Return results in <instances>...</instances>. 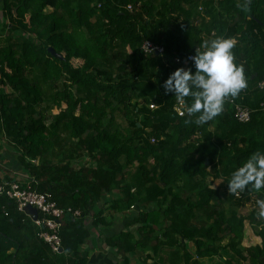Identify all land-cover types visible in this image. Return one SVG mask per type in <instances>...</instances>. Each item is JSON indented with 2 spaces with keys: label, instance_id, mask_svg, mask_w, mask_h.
Masks as SVG:
<instances>
[{
  "label": "trees",
  "instance_id": "16d2710c",
  "mask_svg": "<svg viewBox=\"0 0 264 264\" xmlns=\"http://www.w3.org/2000/svg\"><path fill=\"white\" fill-rule=\"evenodd\" d=\"M244 2L0 0V131L32 188L65 212L63 252L53 253L31 219L0 197V264H17L26 238L39 242L40 259L49 252L54 264H87L78 248L97 228L116 264H264V219L238 213L264 190L235 199L226 185L252 152L264 151V89L244 100L255 110L248 123L234 119L228 98L218 117L198 126L178 117L162 87L216 36L236 41L247 88L264 79V0L247 9ZM145 42L164 53H144ZM208 176L223 183L212 189ZM246 221L260 226V244L244 248Z\"/></svg>",
  "mask_w": 264,
  "mask_h": 264
},
{
  "label": "clouds",
  "instance_id": "9594fccd",
  "mask_svg": "<svg viewBox=\"0 0 264 264\" xmlns=\"http://www.w3.org/2000/svg\"><path fill=\"white\" fill-rule=\"evenodd\" d=\"M250 0L242 7L248 8ZM236 41L230 37L216 36L201 45L190 57L191 68H177L162 87L165 94H173L175 110L187 117L186 124L203 126L218 117L224 110L228 98H236L248 86L243 65L235 62L233 49ZM229 192L233 194L264 190V151H254L227 180ZM259 211L256 215L264 219V199L255 201Z\"/></svg>",
  "mask_w": 264,
  "mask_h": 264
},
{
  "label": "built area",
  "instance_id": "2783aa9c",
  "mask_svg": "<svg viewBox=\"0 0 264 264\" xmlns=\"http://www.w3.org/2000/svg\"><path fill=\"white\" fill-rule=\"evenodd\" d=\"M100 8V5H97ZM131 10V7H127ZM201 8H199V11ZM141 49L144 53H155L157 55H162L164 53V48L161 46L154 45L150 42H145ZM197 50H201L198 48ZM193 56V55H191ZM189 56L184 63H191ZM174 62L181 64L180 58H175ZM256 88V90L262 91L264 89V79L256 84L254 88L244 89L236 98H231L229 104L233 109L234 119L241 124H246L250 121L254 109L249 108L244 105V100L249 94ZM176 106V105H175ZM260 110H264V102L257 105ZM150 108H153L151 106ZM176 111V110H175ZM178 114V113H177ZM178 117H182L178 114ZM1 129V127H0ZM0 136L5 143V135L3 131H0ZM242 193V192H241ZM241 193L234 194V198L238 199ZM0 197H4L11 202L15 203L18 212L24 213L28 216L35 227L37 228V237L48 245L49 249L53 252H59L61 249V241L58 237V228L60 226L59 221L64 216V209L57 207L56 203L52 201V197L47 193H37L31 185V181L26 182L20 181H0ZM28 208H34L37 215H31L28 212ZM67 213H71L67 210ZM78 212H74V216H78ZM7 216V213H5Z\"/></svg>",
  "mask_w": 264,
  "mask_h": 264
},
{
  "label": "crops",
  "instance_id": "0c3cea01",
  "mask_svg": "<svg viewBox=\"0 0 264 264\" xmlns=\"http://www.w3.org/2000/svg\"><path fill=\"white\" fill-rule=\"evenodd\" d=\"M50 11L51 10L48 9V12ZM2 14L3 13L1 10V5H0V33H1V25L3 22ZM204 19H205V22L208 21V18H204ZM3 39L4 37L2 36V34H0V41ZM4 90L6 93L11 92L9 89H4ZM74 94L77 96L76 92ZM61 107L65 108V104H62ZM49 117L50 116L48 115V118ZM4 180L5 181L26 182L27 180H29V177L27 176L23 168L20 166L17 154L14 151V149L8 146L6 143H3V140L0 136V181H4ZM208 180H210V184L213 183L214 187H216V188L210 187L212 189H217L223 183L222 178L214 179L213 177L208 176L207 181ZM106 199H110V196H107ZM121 220L122 219H120L118 224L121 223ZM101 231L102 230L99 228L91 229L88 240L81 247L78 248V251L79 253L82 254V256L83 255L85 256L87 264H116L115 262L113 263L112 261V255L110 253L111 250H109L108 246L105 244ZM259 242H260V239H259ZM39 249H40L39 242L33 240V238L32 239L26 238V242L24 243V246L22 247L21 251H19L18 253L17 264H26L25 261L29 259L40 261L39 262L40 264H54L53 256H51L49 252H45L44 254L45 259L38 258L37 255H35V253H37ZM13 252H14L13 249L10 250V253H13ZM38 256H39V253H38ZM65 257L68 259L71 258L68 255H66ZM204 260H207V259H203L200 262H203Z\"/></svg>",
  "mask_w": 264,
  "mask_h": 264
},
{
  "label": "rangeland",
  "instance_id": "374dc122",
  "mask_svg": "<svg viewBox=\"0 0 264 264\" xmlns=\"http://www.w3.org/2000/svg\"><path fill=\"white\" fill-rule=\"evenodd\" d=\"M46 10L48 11V9H46ZM3 40L0 41V46L5 45L6 42H5V40L4 41ZM116 121L119 124L118 125L119 129H123L126 126V122L123 119L121 114H116ZM207 182L210 185V187H214L213 183L210 184V180H208ZM214 188H216V187H214ZM224 193H225L224 197L229 198L227 190H225ZM255 198H256V196H255ZM235 203H236L235 201H231L232 205H234ZM256 211H259V209L257 208L256 205H252V204H248V205L241 206L238 208V213L244 217H248L251 213H253V212L256 213ZM259 230H260V226L254 225V224L250 223L249 221H246L245 227H244V239L242 242V247L246 248V247H250V246L255 245V244H259L260 238L257 237ZM189 249L191 251L194 250L191 245L189 246ZM161 257L166 258L167 257L166 253L161 254ZM223 257L227 258V256H225V255H223ZM142 258H143V256H142ZM200 263L201 264H225L223 259H216V258H214L212 260H208V261L204 260L203 262L198 261L197 264H200Z\"/></svg>",
  "mask_w": 264,
  "mask_h": 264
},
{
  "label": "water",
  "instance_id": "95a60500",
  "mask_svg": "<svg viewBox=\"0 0 264 264\" xmlns=\"http://www.w3.org/2000/svg\"><path fill=\"white\" fill-rule=\"evenodd\" d=\"M47 52L53 57V58H56V59H59V60H61L62 59V57L60 56V55H58V54H56L55 53V51L54 50H52L51 48H48L47 49ZM208 164V162L206 161V165ZM28 212L31 214V215H37V212H36V210L34 209V208H28ZM62 252V249H59V253H61Z\"/></svg>",
  "mask_w": 264,
  "mask_h": 264
}]
</instances>
